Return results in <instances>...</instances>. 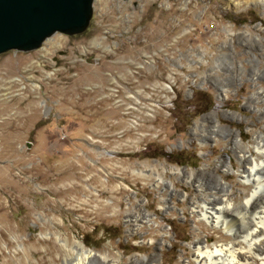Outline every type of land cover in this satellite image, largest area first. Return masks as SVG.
I'll list each match as a JSON object with an SVG mask.
<instances>
[{"label":"rangeland","instance_id":"obj_1","mask_svg":"<svg viewBox=\"0 0 264 264\" xmlns=\"http://www.w3.org/2000/svg\"><path fill=\"white\" fill-rule=\"evenodd\" d=\"M92 7L84 33L0 55V264H63L78 244L86 264H196L234 238L192 207L226 193L235 236L264 216L238 159L264 156V0Z\"/></svg>","mask_w":264,"mask_h":264},{"label":"bare ground","instance_id":"obj_2","mask_svg":"<svg viewBox=\"0 0 264 264\" xmlns=\"http://www.w3.org/2000/svg\"><path fill=\"white\" fill-rule=\"evenodd\" d=\"M57 43L58 41H49L46 49L44 50V53L54 48ZM255 141L256 145L252 147L253 152H255L256 155H264L263 136L261 134L256 135ZM240 152L242 153L238 155V159H245V161L249 165V167H245L243 168V170L239 171L241 184L249 185L250 187H252L251 191L249 192V196L244 200L243 207L244 209H247L248 206H250L251 208V206H257L258 203H264V183L261 182L260 177L255 176L254 174L256 168L264 166V156H261L262 158L258 160L252 156L253 154L251 155L243 151ZM223 168L226 170V172L229 171V168L227 166H223ZM220 184L221 188L223 189L224 183ZM197 188L200 190V183L197 184ZM226 195L227 194L225 193L220 198V206L209 207L205 203H202L198 207L191 208V212L196 214L198 221H202L211 229L220 230L222 234L226 236H232L234 238L233 242H229L224 245H215L210 249L205 245L196 246L194 249L195 255L193 258V262L196 264H253V262L256 260H263L264 254L259 246V243L264 236V216H261L259 214V220L255 222L257 225L259 224L260 227H262L261 230L257 229L259 227L258 225L254 229L246 228L243 233L241 232L242 235L235 236V234H232V227L234 225L233 223L237 224L242 229L244 224V215H239L236 212L232 214V217L231 214L229 215L228 211L232 208L233 205L227 200ZM252 208L254 210V207ZM249 215L251 217V220L254 221L257 212H250ZM239 242L244 244V246L242 247ZM75 249V255H71V259L69 260L65 258L66 260L63 261V264H86L90 261L91 255L89 251H83L82 247L79 244Z\"/></svg>","mask_w":264,"mask_h":264},{"label":"water","instance_id":"obj_3","mask_svg":"<svg viewBox=\"0 0 264 264\" xmlns=\"http://www.w3.org/2000/svg\"><path fill=\"white\" fill-rule=\"evenodd\" d=\"M93 0H0V55L38 50L54 34L84 33Z\"/></svg>","mask_w":264,"mask_h":264}]
</instances>
